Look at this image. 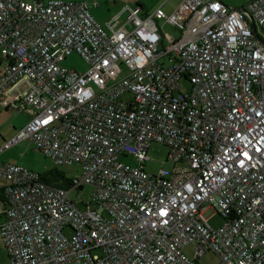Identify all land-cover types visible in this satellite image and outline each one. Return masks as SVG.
Segmentation results:
<instances>
[{"label": "built area", "instance_id": "2783aa9c", "mask_svg": "<svg viewBox=\"0 0 264 264\" xmlns=\"http://www.w3.org/2000/svg\"><path fill=\"white\" fill-rule=\"evenodd\" d=\"M97 6L0 0V102L32 112L0 153L28 139L79 167L63 188L0 162L6 264H202L209 249L217 264H264V0H181L144 15L126 5L118 26L98 23ZM72 53L86 70L62 65ZM152 142L175 165L147 172ZM85 186L94 209L70 197Z\"/></svg>", "mask_w": 264, "mask_h": 264}, {"label": "rangeland", "instance_id": "374dc122", "mask_svg": "<svg viewBox=\"0 0 264 264\" xmlns=\"http://www.w3.org/2000/svg\"><path fill=\"white\" fill-rule=\"evenodd\" d=\"M232 1L240 2V1H246V0H232ZM146 2L151 5L150 9H155L157 5L162 2V0H146ZM158 24L162 25L164 32H167L173 35L174 37L178 36L179 34L178 30L174 29L170 24L164 23L163 20H158ZM62 65L68 69H74L75 71H78V72H82L86 70L88 67L87 63L79 55L75 53H72L71 55L66 57L63 60ZM179 85H180V90L182 92H188L190 89V83L184 77L180 79ZM129 97H130L129 94H126L124 96V98H127V99ZM11 110L13 109H8V108L5 109L4 107H2V112H0V120L5 125H8V117H9ZM27 110L30 111L29 109ZM15 112L18 115L21 114V112H18L17 109L15 110ZM23 126H21L20 128H22ZM20 128H18L11 136H13ZM9 138H6V139L5 137L1 138V141H3L2 144ZM168 153H169L168 146L162 143H158V142L150 143L147 148V156L150 159L144 162V168L146 169V171L152 174H156L158 173L160 168L168 170L173 165H175V163L169 160ZM119 160L122 162L128 163V164H131V165H134L136 163L135 159L130 156H120ZM0 162H9V163H14L16 165L23 166L29 170H32L40 174V176L47 175L49 172L56 171V170L63 172L67 177H72L79 173V167L77 165H72V164L71 165H58L50 157H47L40 151L36 150L33 143L29 141L28 139L20 140L17 143L10 146L9 148H7L6 150H4V152L0 153ZM7 183L8 181L5 178L0 177L1 186ZM91 190L92 189L90 186H85L84 188L79 189L77 191L72 190L70 192V197L75 201L76 205L79 208L87 209L86 203H88V206L94 209L96 208V205L92 202L89 203L90 198H91ZM3 207L4 205L0 201V209ZM0 220H1V217H0ZM208 222L212 227H219L222 224H224L225 220L219 214H215L211 218H209ZM63 232L66 235L71 234V230L68 228H65ZM182 251L189 257L193 256L192 246L190 245L183 247ZM198 260L202 264H217L218 256L214 251L209 249L205 251L204 254L200 258H198ZM7 262H8L7 252L5 249V245L0 236V264H6Z\"/></svg>", "mask_w": 264, "mask_h": 264}, {"label": "crops", "instance_id": "0c3cea01", "mask_svg": "<svg viewBox=\"0 0 264 264\" xmlns=\"http://www.w3.org/2000/svg\"><path fill=\"white\" fill-rule=\"evenodd\" d=\"M28 1H31V0H28ZM87 1L90 2L92 0H87ZM97 1H98V6L91 7L90 12L95 18V20L101 25H105L108 21L112 20L113 18L116 21L115 26L122 24L125 21L126 16H127V12L124 9L126 5H129V6L138 5L140 7L141 15H144L150 12L151 10H153V9H150L151 5L148 4L146 0H97ZM180 1L181 0H162L160 4H162L163 8L167 12H170L177 6V4ZM222 1L229 7L239 8V7L244 6L250 0L240 1V2L232 1V0H222ZM3 66H4V61L0 59V73L2 72ZM2 107H4L5 109L8 108V109H13V110L10 111V114L8 117V125L3 124L0 120V145L3 142L1 141V138H4V137L5 139L9 138L18 128L23 126L32 116L31 112L23 107H15V108L13 106L5 107L0 102V112H2ZM16 109L18 112H21L20 115H18L15 112Z\"/></svg>", "mask_w": 264, "mask_h": 264}, {"label": "trees", "instance_id": "16d2710c", "mask_svg": "<svg viewBox=\"0 0 264 264\" xmlns=\"http://www.w3.org/2000/svg\"><path fill=\"white\" fill-rule=\"evenodd\" d=\"M41 177L47 183H52L56 186L63 187V188L69 187L70 177H67L63 172H60L58 170L51 171L47 175H44ZM0 201L4 205V198H3L2 190H0Z\"/></svg>", "mask_w": 264, "mask_h": 264}, {"label": "water", "instance_id": "95a60500", "mask_svg": "<svg viewBox=\"0 0 264 264\" xmlns=\"http://www.w3.org/2000/svg\"><path fill=\"white\" fill-rule=\"evenodd\" d=\"M233 8V7H232Z\"/></svg>", "mask_w": 264, "mask_h": 264}]
</instances>
